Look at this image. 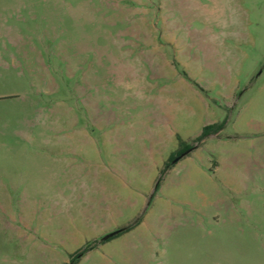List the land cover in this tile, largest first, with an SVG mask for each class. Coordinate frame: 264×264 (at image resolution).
Masks as SVG:
<instances>
[{"label": "rangeland", "instance_id": "rangeland-1", "mask_svg": "<svg viewBox=\"0 0 264 264\" xmlns=\"http://www.w3.org/2000/svg\"><path fill=\"white\" fill-rule=\"evenodd\" d=\"M0 264H264V0H0Z\"/></svg>", "mask_w": 264, "mask_h": 264}, {"label": "water", "instance_id": "water-1", "mask_svg": "<svg viewBox=\"0 0 264 264\" xmlns=\"http://www.w3.org/2000/svg\"><path fill=\"white\" fill-rule=\"evenodd\" d=\"M122 232H123V231L115 232V233H113V234L107 236L105 240H109V239H111V238H113V237L119 235V234L122 233Z\"/></svg>", "mask_w": 264, "mask_h": 264}, {"label": "trees", "instance_id": "trees-1", "mask_svg": "<svg viewBox=\"0 0 264 264\" xmlns=\"http://www.w3.org/2000/svg\"><path fill=\"white\" fill-rule=\"evenodd\" d=\"M125 231H129V229H127V230H125ZM122 233H124V231L122 232ZM122 233H120L119 235H121ZM119 235H117V236H119ZM116 237V236H115ZM114 238V237H113ZM113 238H111V239H113ZM110 240V239H109Z\"/></svg>", "mask_w": 264, "mask_h": 264}]
</instances>
